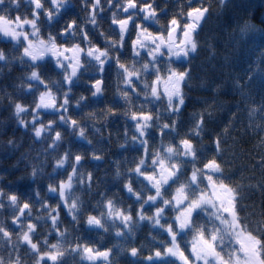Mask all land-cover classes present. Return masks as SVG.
<instances>
[{
	"label": "trees",
	"instance_id": "1",
	"mask_svg": "<svg viewBox=\"0 0 264 264\" xmlns=\"http://www.w3.org/2000/svg\"><path fill=\"white\" fill-rule=\"evenodd\" d=\"M86 2L90 6L92 0ZM122 2L114 0L109 7L108 0H101L104 12L100 13L99 8L96 10L98 23L95 27L88 19L91 8H85V0H69L59 14L54 10L52 0H42V8H37L34 0H3L0 3V18L32 20L45 36L50 33L57 42L68 45L84 43L81 26L87 24L90 42L106 49L111 57L101 66L95 59L83 56L78 74L69 82L52 57L33 63L22 51L25 44L0 36V189L3 190L0 194V205H3L0 207V224L13 232L25 228L26 222L35 224L31 237L39 242L41 248H47L41 238L46 237L51 243L57 239V233L51 220L56 212L46 207L45 203L59 204V218L55 225L61 231H67L61 240L63 254L54 264H177L175 257L164 253L167 232L155 223V217L152 220L147 218L162 202L145 201L152 190L135 171H129L145 149V141L152 151L162 143L173 144L180 138L190 139L195 160L187 158L184 149L178 147L175 160L182 164V171H191L194 164L201 165L215 159L220 165L218 172L214 173L221 178L219 181L226 184L233 194L228 181L238 182L245 197L242 203L257 210L264 208V117L257 112L245 119L243 103L239 99L240 90L233 82V77L244 75L249 70V61L257 44L264 42V34L255 36L254 42L246 49L230 53L227 63L219 53L211 62L204 63L203 70L208 78L205 88L194 94L179 113H149L150 119L144 121L143 136H140L131 115L141 113L137 101L150 103L151 111H155L156 105L135 94L130 102L117 94V88L131 89L118 83L115 58L118 54L121 61H138L140 57L147 56L143 48L137 49L139 55L133 50L132 41L137 38L136 25L142 24L152 33H163L161 26L174 12L176 0H153L155 18L145 19L139 9L129 12L133 21L123 37L111 24L113 12L118 18H125L122 9L116 7V3ZM45 10H51V18ZM244 18L264 25V0H231L220 22L232 24ZM72 19L78 22L75 34L66 32L61 35V29L66 28ZM204 28L214 31L216 22L209 20ZM158 42L154 41L155 45ZM201 55L208 56L209 53L202 50ZM34 68L39 79L30 78ZM226 72L231 75L226 76ZM97 79L103 83L102 96L93 100L91 82ZM216 84L221 86L213 92ZM250 87L259 99L260 92L264 90V75H254ZM44 91L52 95L54 108L51 110L37 108L40 94ZM17 103L22 105L20 112L14 108ZM208 104L211 106L202 116L192 114ZM233 112H236L235 118ZM176 116L179 119L173 123ZM198 118L200 123L196 122ZM72 120L76 123L72 124ZM165 124L168 126L165 127ZM40 125L41 132L37 137L35 130ZM57 132L59 139L55 138ZM133 136L136 139H132ZM62 154H66L67 159L63 164H56L55 160ZM74 154L82 156L75 166L72 162ZM96 156L100 158H94ZM73 166L77 177H85L91 172V187L87 183L75 185V195L81 204L79 211L66 208L60 203L58 192L48 188L49 184L56 185L58 180L66 178ZM125 181L131 183L135 192L140 194V199L125 189ZM9 193L19 197L16 204L7 199ZM106 197L114 198L118 206L131 213L127 226L106 215L103 227L86 222L90 212L99 213L100 203ZM25 201L31 208L24 210L20 218L21 226H17L10 218L17 215ZM141 205L143 219L137 214ZM69 211L75 213L76 219L69 215ZM170 213L171 210L166 208L160 216L162 224L168 222ZM118 231L122 234L118 235ZM242 232L255 239L249 232ZM78 243L90 245L94 250H107L108 255L89 259L82 254L81 248L75 247ZM133 247L138 249L135 254L129 251ZM156 249L162 253L158 258L155 257ZM43 264L53 262L45 257Z\"/></svg>",
	"mask_w": 264,
	"mask_h": 264
},
{
	"label": "clouds",
	"instance_id": "2",
	"mask_svg": "<svg viewBox=\"0 0 264 264\" xmlns=\"http://www.w3.org/2000/svg\"><path fill=\"white\" fill-rule=\"evenodd\" d=\"M0 3H3V0H0ZM230 5L231 0H176L174 12L168 17L167 23L161 27L163 28L162 34L165 37H167L170 28L175 30L176 39L184 41L183 50H181V47L171 49L162 46L159 49L150 50L147 56L140 57L138 61L117 60L115 75L118 77V83L127 85L131 89V91H125L117 88V94L129 100V102L135 94L144 101L151 100V103H155V111H151L150 103L141 104L140 101H137L140 106L138 111L143 113H151V115H156L161 111L179 113L181 109L188 105L194 94L205 88L208 78L203 70L204 63L211 62L218 53L227 63L230 53H238L240 50L246 49L254 42L255 36L264 34V25L256 24L250 18L234 21L232 24L221 23L220 20ZM194 10L198 11L199 18L193 26L191 13ZM209 20L216 22L214 31L204 28L205 23ZM172 21H175V23H171ZM202 50L208 51L209 55L202 56ZM125 65H127V68L124 67ZM34 71L37 70L34 68L32 72ZM173 73L180 76L179 93L175 102L159 89V82ZM257 73L264 75V42L257 44L255 53L249 61V70L246 74L233 77L235 87L240 90L239 99L243 103L242 111L245 119L257 112L261 117H264V90L260 92L259 99H257L250 87V82ZM225 75H231V73L226 72ZM154 85L157 86L155 94L153 93ZM220 86L219 84L214 85L213 92ZM210 106L208 104L198 108L192 114L198 117L202 116ZM131 115L133 117V113ZM232 115L235 118L236 112H233ZM177 119H179L178 116L174 117L173 123ZM196 122L200 123L199 118ZM21 123L23 124V121ZM164 126L167 127L168 125L165 124ZM40 127L42 125L37 126V129ZM137 130L139 131V129ZM262 130H264V121H262ZM141 136H143V132H141ZM132 139H136V137L133 136ZM145 146H147V141H145ZM144 150L141 151L138 160L144 159ZM77 155L80 154H74L72 157L74 166L78 163L75 159ZM66 159V154H62L55 160V163L63 164ZM74 166L69 170L67 176H71L75 172ZM172 166L178 168V172L175 183L168 190L169 198L172 189L179 184L188 183L192 178L191 171H182V164L179 161L174 160ZM134 167L130 168L129 171H132ZM202 167L203 164H201ZM88 174L89 172L86 174L85 179H87ZM201 175L203 177V173ZM217 179L221 178L217 177ZM228 182L231 183L234 192L232 203L235 213L234 222L231 214L225 212L218 203H213L193 208L189 224L183 230L177 229L175 211H171L165 225L170 224L174 230L179 232L180 243L189 255H191L190 242L196 232L203 231L209 238H211L212 233H217L218 238L214 241L215 247L223 257L225 264H234V258L240 255L237 241L238 229L249 232L255 237L259 248L260 259L257 264H264V208L257 210L244 205L242 200L245 197L240 190L239 183ZM126 183L127 181H125ZM201 190H207V180L203 178L195 189L196 194L198 195ZM0 207H3V205H0ZM69 215H71V211H69ZM28 223L30 222H26V227L20 231L13 232L8 228L6 232L0 230V264H42L41 257L48 249L41 248L39 242L33 240L32 237L29 240L25 239V232L29 231L27 228ZM35 229L36 225L31 231ZM41 239L46 241V237Z\"/></svg>",
	"mask_w": 264,
	"mask_h": 264
},
{
	"label": "snow or ice",
	"instance_id": "3",
	"mask_svg": "<svg viewBox=\"0 0 264 264\" xmlns=\"http://www.w3.org/2000/svg\"><path fill=\"white\" fill-rule=\"evenodd\" d=\"M114 0H108L109 7L112 6ZM35 6L37 8H42V0H34ZM69 3V0H52L53 7L56 9L57 14L62 10L63 7H66ZM153 0H148V2L142 3L139 0H123L122 3H116V7L122 9L124 13L123 19L117 17V13H112L111 24L115 25L121 36H126L129 27L132 24L133 16L128 15L129 10L139 9L143 14L145 19L149 17L155 18L156 11L152 6ZM85 8H91V12L89 14L88 19L91 21L92 27H95L98 23L96 16L98 15L97 9H100V13L104 12V8L101 6V0H92L91 5L89 6L85 0L84 3ZM46 14L51 18L52 12L51 10H45ZM38 18V14H37ZM31 27V33H24V42L25 47L23 49V53L27 56L33 63H37L43 60L46 56H51L53 61L56 63L57 67H60L64 72V79L69 81L78 74L79 68L82 66V57L88 56L89 58L95 59L101 66L106 62V60L110 57L109 52L106 49H102L99 45L91 43L88 34H87V24L81 26L82 35L84 36V43H73L71 45L60 43L56 41V38L52 34H48L45 36L40 30L38 25L32 21H27ZM171 23H175L172 21ZM78 26V22L76 19H72L68 21L67 27L61 29V35L67 33L75 34ZM194 26V25H193ZM137 38L133 39V50L134 52L138 51V48H145L146 42H154L159 40V44H157V49L161 45L166 43H172L175 41V30L170 28L169 35L167 41L165 40L162 33H152L142 24H137ZM5 31H8L5 29ZM13 39L17 38V33L12 32ZM184 41H180V44L183 45ZM181 50L182 47H181ZM115 60H119V56L117 54ZM127 68V65L124 66ZM102 70V69H101ZM123 70V69H122ZM173 76L176 77L177 81L180 79V76L173 73ZM30 78L39 79V74L37 71H34L30 74ZM131 78V77H130ZM43 82V81H42ZM96 91L101 90L102 80L97 79L91 82ZM163 87L167 90L168 82H163ZM157 92V86L153 87V93ZM169 96H171V91L168 92ZM44 94H42V102L48 103L51 105L52 97L49 95L48 99L45 101L43 99ZM15 110L17 112L22 111V105L17 103L15 105ZM133 119H144L145 121L150 119V114L148 113H133ZM51 123V122H50ZM72 124H75L76 121L72 120ZM137 129H140V124L136 125ZM40 129H37L35 135L37 137L40 136ZM83 133V129H81V134ZM59 132L56 133V139H59ZM162 136V132L160 133ZM178 147L184 149V154L187 158L195 160V153L193 149V145L190 139L181 138L174 142L173 144H161L157 147L155 151H150L148 146H145V154L143 160H138L135 164V167L132 171H135L137 175H139L147 186L152 190L149 192L145 201L151 200L154 203L157 200H160L162 203L160 206L154 209L153 215L148 216L149 220H152L155 217V223L159 225L161 228L165 230L168 234V241L165 243L164 253L170 254L175 257L177 264H195L197 261H202L203 264H225L223 257L217 251L215 247L214 241L218 238L217 233H212L211 238L206 236L203 231L196 232L190 242V251L191 255L185 251L184 247L180 243L179 232L174 230L173 227L168 224H162L160 222V216L164 214L166 208L171 211H175V223L177 229L183 230L189 224L190 214L192 209L197 206H202L204 204H213L218 203L225 212H228L233 217V222L235 220V213L232 208V200L228 199V195L231 193V189L227 187L226 184L219 181L214 174L218 172L220 165L219 162L215 159H210L203 163V167L201 165H193L191 172L192 178L186 184H179L174 189H172L170 193V198L168 195V190L172 188V185L175 183V177L178 172V168H173L172 162L175 160L176 155L178 153ZM94 158H100L98 156ZM151 158V160H150ZM76 161L79 162L82 159V156L77 155L75 157ZM150 161V162H149ZM203 173V177L201 175ZM207 180V190H201L199 194H196V187L201 182V180ZM85 183L88 186H91V172H89L87 179L83 175L77 177L75 172L71 176H67L66 178H61L58 180L56 185L49 184V190L57 191L60 197V203H63L66 208L76 209L79 211L81 206L75 195V185L80 184L83 186ZM127 191H132L133 195L140 199V194L135 192L132 188L131 183L127 182L124 185ZM3 190L0 189V194H2ZM103 196V194H101ZM7 199L16 204L19 197L15 193H9ZM46 207H51L55 210L56 215L51 216V220L53 222V229L57 233V239L53 242L49 243L46 241L48 251L43 254L41 257V261L43 264V259L47 257L50 261L54 262L57 258L63 254L61 249V240L64 236V232L61 231L55 225V221L59 218V204L48 205L45 203ZM31 205L25 201L19 207L17 215L12 216L11 222L16 224L17 226H21L20 218L24 214V210H30ZM143 205H141L137 214L141 219L145 218L143 211ZM73 219H76L75 213L71 212ZM108 216L110 218L118 219L121 222L125 223L127 226V221L131 220V213L125 211L122 206H118L114 200V198H104L100 203V211L99 213L90 212L86 217V222L90 225L94 224L100 227H103V217ZM27 228L29 231L25 232V239L29 240L31 238V230L35 228V224L28 223ZM0 230L7 231V228L0 224ZM118 235L122 234V232L118 231ZM77 248L82 249V254L86 255L89 259H95L97 256L108 255V251H99L94 250L92 246L87 244H76ZM130 252L135 254L138 249L133 247L129 249ZM161 251L159 249L155 250V255H161ZM150 258V257H148Z\"/></svg>",
	"mask_w": 264,
	"mask_h": 264
},
{
	"label": "rangeland",
	"instance_id": "4",
	"mask_svg": "<svg viewBox=\"0 0 264 264\" xmlns=\"http://www.w3.org/2000/svg\"><path fill=\"white\" fill-rule=\"evenodd\" d=\"M54 10L56 11V9L54 8ZM31 25L29 23H27V21H22V20H15V21H11V20H7L5 18H0V36L3 39L6 40H12V41H21L23 44H25L24 42V33H31ZM5 29H7L8 31H5ZM12 32L17 33V38L13 39L12 36ZM159 44V42H158ZM149 42H146V46L145 48L147 49L149 46ZM162 46H167V48H171L173 45L172 44H164L161 45L159 48H161ZM183 45L180 44V41L176 39V44L174 45V49L180 48ZM157 49V44L155 45V47L152 49ZM148 51H150V48L147 49ZM138 51V50H137ZM139 51L138 54L137 52H135L136 55H139ZM46 57H51V56H46ZM168 78L171 79V85L173 84V76H169ZM162 80L161 83H159V88L161 91L165 92L168 96V92L171 91V97L173 99V101H177V96L179 93V87H180V79L178 80L177 83V88L176 90H172L170 89V86L167 87V90L163 87V82L167 81V79ZM168 82V81H167ZM42 94H44L43 99L46 101L48 99V96L51 95V93H49L48 91H44L40 94L39 97V101H38V106L37 108L43 111H47V110H51L54 108V104L51 103V105H49L48 103L42 102ZM136 124H140V129L138 131L139 135L141 136V132H143V124H144V119H135ZM228 199L232 200L233 203V198H234V194L231 193L228 195L227 197ZM237 241L239 244V248H240V255H237L234 258V264H257V261L260 259L259 256V248L257 245V241L250 237L249 235L244 234L241 230L238 229V234H237ZM166 256H170V254H166ZM156 258L160 257V256H155ZM96 258V257H95ZM196 264H203L202 261H197Z\"/></svg>",
	"mask_w": 264,
	"mask_h": 264
},
{
	"label": "water",
	"instance_id": "5",
	"mask_svg": "<svg viewBox=\"0 0 264 264\" xmlns=\"http://www.w3.org/2000/svg\"><path fill=\"white\" fill-rule=\"evenodd\" d=\"M134 10H129V12L134 11ZM191 15H192V22L195 25L198 22L199 14L197 13V11H194V12L191 13ZM168 35H169V33H168ZM168 35H167V39H168ZM175 38H176V33H175ZM174 42H172V43H174ZM172 43H170V44H172ZM102 87H103V83L101 85V90L100 91H96L95 88L93 87V85H91V89H92L91 97H92L93 100H99L101 98Z\"/></svg>",
	"mask_w": 264,
	"mask_h": 264
},
{
	"label": "flooded vegetation",
	"instance_id": "6",
	"mask_svg": "<svg viewBox=\"0 0 264 264\" xmlns=\"http://www.w3.org/2000/svg\"><path fill=\"white\" fill-rule=\"evenodd\" d=\"M195 11V10H194ZM197 13H198V11H197ZM192 23V22H191ZM194 25V24H193ZM176 44V42L175 43H173L172 45V47H171V49H174V45ZM149 48H150V50H152L154 47H155V43L154 42H149ZM148 49V48H147ZM146 48H143L142 49V51H144L145 53H147L148 54V50H147ZM181 59H182V57H181ZM171 76H173V74L171 75ZM167 81H168V86H170V89H172L173 91L174 90H176V88H177V83H178V81H177V79H176V77L175 76H173V84L171 85V79L170 78H168L167 79Z\"/></svg>",
	"mask_w": 264,
	"mask_h": 264
}]
</instances>
